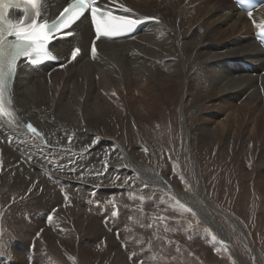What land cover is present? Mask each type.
<instances>
[{"label":"bare ground","instance_id":"bare-ground-1","mask_svg":"<svg viewBox=\"0 0 264 264\" xmlns=\"http://www.w3.org/2000/svg\"><path fill=\"white\" fill-rule=\"evenodd\" d=\"M116 1L131 8L136 18L152 16L159 23L147 25L131 38L98 41L91 62L87 57L91 33L82 19L71 41L79 43L83 54L73 64L36 70L18 65L11 90L16 123L9 126L0 121L1 202L4 194L10 202L22 199L25 209H42L66 198L67 205L86 200L89 204L83 207L92 208L112 193V177L122 165L121 129L133 122L164 124L182 94L186 120L197 114L199 120L210 114L223 116L215 127L200 123L195 128L203 146L216 144L219 135L235 142L240 136L231 128L241 130L249 119L255 118V131L257 118L264 123L263 54L250 35L247 18L230 0ZM64 3L45 0L44 11L55 14ZM263 20L264 7L253 15L254 22ZM69 46L67 42L54 45L59 55ZM28 124L36 133L25 131ZM251 136L247 134L245 141ZM93 186L98 191L92 192ZM87 221L91 225L85 231L95 235V220Z\"/></svg>","mask_w":264,"mask_h":264},{"label":"rangeland","instance_id":"rangeland-1","mask_svg":"<svg viewBox=\"0 0 264 264\" xmlns=\"http://www.w3.org/2000/svg\"><path fill=\"white\" fill-rule=\"evenodd\" d=\"M184 95L165 125L133 122L121 129L122 165L112 177V193L93 209L83 207L89 201L67 205L65 198L35 211L3 194L0 264H264L262 117L256 131L255 118L240 124L241 130L231 128L241 141L219 135L220 142L203 146L195 128L215 127L223 116L186 120ZM247 134L253 135L249 142ZM87 219L95 220L96 236L85 231Z\"/></svg>","mask_w":264,"mask_h":264},{"label":"snow or ice","instance_id":"snow-or-ice-1","mask_svg":"<svg viewBox=\"0 0 264 264\" xmlns=\"http://www.w3.org/2000/svg\"><path fill=\"white\" fill-rule=\"evenodd\" d=\"M44 2L45 0H0V121L9 126H15L16 123L9 85L17 73L21 58L32 65L55 59L49 50L51 41L73 35L71 31L66 30L72 29L82 18H86V13L89 12L95 32L91 50L93 58L96 55L97 40L115 39L131 34L142 23L155 20V17L147 15L132 18L135 13L124 5H119L120 10L131 15H115L107 8L106 3L102 4V0H73L71 3L65 0L67 6L63 7L52 23H47L41 22ZM14 12L19 14L18 19L13 18ZM248 15L252 18L251 12ZM261 28L264 29V25H261ZM9 37H14V40L10 41ZM78 53L79 49H74L71 53L72 59H75ZM26 127L30 132L36 133L31 124ZM69 139L71 140V137ZM113 215L115 216L116 212H113Z\"/></svg>","mask_w":264,"mask_h":264}]
</instances>
